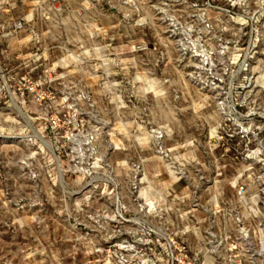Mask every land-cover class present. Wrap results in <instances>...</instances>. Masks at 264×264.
Returning <instances> with one entry per match:
<instances>
[{"label": "rangeland", "instance_id": "374dc122", "mask_svg": "<svg viewBox=\"0 0 264 264\" xmlns=\"http://www.w3.org/2000/svg\"><path fill=\"white\" fill-rule=\"evenodd\" d=\"M140 178L192 264H264V0H0V264H169L107 220Z\"/></svg>", "mask_w": 264, "mask_h": 264}, {"label": "built area", "instance_id": "2783aa9c", "mask_svg": "<svg viewBox=\"0 0 264 264\" xmlns=\"http://www.w3.org/2000/svg\"><path fill=\"white\" fill-rule=\"evenodd\" d=\"M64 123L68 127L76 130L77 133L80 131L81 122L76 119L65 115ZM133 180L131 182L130 188L126 193V198H124L118 191L114 193L115 199V209L114 213L112 210V216L109 217V221H113L116 217L122 218L126 224L129 226V229L126 233L129 237H134L139 230L138 240L142 244H151V245H160L165 244L167 248H164L169 251L168 258L169 264H192L191 259L188 257L185 252L184 244L188 243V239L177 238L175 233H171L165 227V224L159 220V209L156 208L154 202L149 201L146 197L141 196V189L139 188V181ZM245 185L243 183H236V192L237 195L242 196L245 194ZM129 203H132L136 207V211L132 214L133 211L129 209ZM125 212L127 215L125 217ZM114 216V218H113ZM135 239H130L134 241ZM216 241V239H214ZM217 243L221 242V239L216 241ZM183 244V245H181ZM150 258V257H149ZM147 260V259H146ZM150 263L157 264L155 258L150 259ZM149 263V264H150ZM168 264V263H167Z\"/></svg>", "mask_w": 264, "mask_h": 264}, {"label": "bare ground", "instance_id": "6f19581e", "mask_svg": "<svg viewBox=\"0 0 264 264\" xmlns=\"http://www.w3.org/2000/svg\"><path fill=\"white\" fill-rule=\"evenodd\" d=\"M216 99L219 101V100H221L222 99V95L221 94H216ZM219 103H221V102H219ZM50 151H51V153H52V156L54 157V159L56 160V162H59L60 160L58 159V157L55 155V153H54V151H53V149H52V147L50 146Z\"/></svg>", "mask_w": 264, "mask_h": 264}]
</instances>
